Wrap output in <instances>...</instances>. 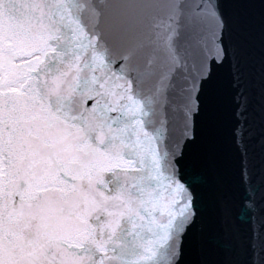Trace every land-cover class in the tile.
I'll return each mask as SVG.
<instances>
[{
	"label": "snow or ice",
	"instance_id": "obj_1",
	"mask_svg": "<svg viewBox=\"0 0 264 264\" xmlns=\"http://www.w3.org/2000/svg\"><path fill=\"white\" fill-rule=\"evenodd\" d=\"M166 6L0 0V264H264V0Z\"/></svg>",
	"mask_w": 264,
	"mask_h": 264
},
{
	"label": "water",
	"instance_id": "obj_2",
	"mask_svg": "<svg viewBox=\"0 0 264 264\" xmlns=\"http://www.w3.org/2000/svg\"><path fill=\"white\" fill-rule=\"evenodd\" d=\"M158 7L154 10L151 16V23L161 25L166 22L169 10L167 8L168 0H155ZM207 37H202L199 34H185L182 37L181 57L183 60V79L191 81L195 78L198 71V61L201 55V48Z\"/></svg>",
	"mask_w": 264,
	"mask_h": 264
}]
</instances>
